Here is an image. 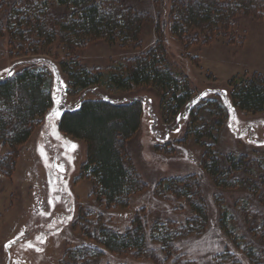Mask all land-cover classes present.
I'll return each mask as SVG.
<instances>
[{"label": "rangeland", "instance_id": "obj_1", "mask_svg": "<svg viewBox=\"0 0 264 264\" xmlns=\"http://www.w3.org/2000/svg\"><path fill=\"white\" fill-rule=\"evenodd\" d=\"M171 1L130 0L134 9L146 17L138 46L121 47L118 43L94 40L76 51L86 71L102 74L101 82L88 91L68 86V71L63 65L67 61L66 54L58 40L49 46L38 47L32 53L31 49L18 52L15 44L9 43L7 35L0 36V79L23 68L34 67L42 73L43 87L52 98L49 113L34 129L29 140L19 147L11 176L5 177L0 172V264H67L68 256L76 255L81 245L94 246L86 236L95 231L93 224L98 220L109 228L122 231L135 218L145 225L160 223L162 219L180 221L188 214L186 204L161 194L158 187L131 197L126 209L105 210L96 201L93 185L82 169L85 161L83 144L57 133L55 125L48 119L54 108H74L81 98L94 97L141 101L144 108L142 122L127 145L131 161L140 168L149 188L161 179L182 176L187 172L202 176V197L208 211L209 226L200 236L177 241L173 259L166 261L164 255L162 257L158 253V264H171L176 257L186 264H227L221 263L220 259L225 252L235 259L246 257L243 249L236 247L234 236L253 242L247 234L241 208L249 198L253 210L262 215L256 197L238 190L211 186L200 170L204 151L202 144H196L191 137L179 144L183 134L176 132L179 128L175 126V121L183 117L187 110L191 111L195 127L211 121L212 115L220 114L222 117L221 113L225 115V112L219 98L210 94L217 91L227 98L231 91L228 83L232 77L253 73L264 75V12L258 19L238 17L225 38H214L205 45L201 41L189 44L193 33L186 41H178L169 32ZM16 8L23 9L19 5ZM159 36L171 69L186 76L194 90V97H200L199 100L194 98L186 110H181L174 117L169 114L173 107L169 91L156 86L121 90L107 84L113 68L120 61L146 53L154 47ZM205 94L210 97H205ZM201 97L205 98L202 100ZM56 100L60 104H56ZM230 123L213 133V140H203V146L213 145L214 150L223 156L243 154L250 160L264 159V111L251 115L235 109ZM71 145L76 147L72 149ZM159 147H164V150ZM170 148L174 153L166 156L165 149ZM7 151V147L0 144V159ZM223 208L235 218V223L225 231L220 228ZM13 240L15 243L5 250L4 245ZM41 240L43 243H40ZM29 244L42 251L29 248ZM150 247L157 249L155 245ZM263 261L264 255L259 264H264ZM96 264L154 263L136 261L126 253L102 254Z\"/></svg>", "mask_w": 264, "mask_h": 264}, {"label": "trees", "instance_id": "obj_2", "mask_svg": "<svg viewBox=\"0 0 264 264\" xmlns=\"http://www.w3.org/2000/svg\"><path fill=\"white\" fill-rule=\"evenodd\" d=\"M17 5L23 9L16 8ZM263 12L264 0H172L168 27L178 41H186L193 33L189 44L201 41L205 45L214 38L227 37L238 17L258 19ZM145 20L144 14L136 11L130 0H0V36L7 35L9 43L15 44L18 52L31 49L32 53L38 47L49 46L58 40L66 54L67 61L63 65L68 71V86L79 91H88L101 82L102 74L86 71L76 51L94 40L118 43L121 47L138 46ZM42 76L34 67H26L0 79V144L8 149L0 159V172L5 177L11 176L15 168L19 147L29 140L52 107L51 93L44 89ZM107 84L121 90L156 86L169 91L170 103H173L169 114L173 117L186 110L194 98L200 99L198 95L194 97L188 78L171 69L161 36L146 53L120 61L113 68ZM228 86L231 91L227 98L217 91L210 94L219 98L225 115H212L211 121L195 127L191 111L187 110L175 121L179 128L176 132L183 134L179 144L188 137L196 144H202L200 170L211 186L256 197L262 215L253 210L249 198L241 208L247 234L253 242L234 236L236 247L243 249L246 257L235 259L225 252L220 259L221 263L227 264H249L250 260L252 264H259L264 255V159L250 160L243 154L223 156L213 145L204 147L202 141L213 140V133L231 124L235 109L251 115L264 111V75L234 76ZM205 97H201L202 100ZM143 109L137 99L81 98L74 108H60L59 117L50 121L57 133L83 144L85 161L82 169L93 185L96 201L105 210L126 209L131 197L158 187L161 194L186 204L188 214L180 221L162 219L160 223H145L146 226L135 218L122 231L109 228L98 220L93 224L95 231L86 236L94 246L81 245L76 255L68 256L67 264H96L102 254L126 253L136 261L158 264V253L164 255L166 261L173 259L177 241L200 236L209 226L202 197V176L187 172L184 176L161 179L149 188L140 168L131 161L127 144L140 128ZM159 148L164 150V147ZM173 153L172 148L165 149L166 156ZM234 219L223 208L220 228L225 231L235 223ZM233 231L231 228L232 234ZM171 264L186 262H180L176 257Z\"/></svg>", "mask_w": 264, "mask_h": 264}, {"label": "snow or ice", "instance_id": "obj_3", "mask_svg": "<svg viewBox=\"0 0 264 264\" xmlns=\"http://www.w3.org/2000/svg\"><path fill=\"white\" fill-rule=\"evenodd\" d=\"M55 103H56V104H60V101H59V100H56ZM59 115H60V112H59L57 109L54 108L53 111L49 114L48 119L51 120V119H53V118H58ZM179 119H180V117H178V120H179ZM229 126L231 127V125H229ZM177 131H179V129H177ZM75 147H76L75 145H71V148H72V149H74ZM42 155H43V153H42ZM60 170H61V171L63 170V169H62V166H60ZM69 219H71V218L69 217ZM21 235H22V234H21ZM14 243H15V240H13V241H9L7 244H5V245H4L5 250H7L8 248H10V247L12 246V244H14ZM40 243H43V241L41 240ZM28 247H29V248H32V249L35 250V251H42V249L35 248V246L32 245V244H29Z\"/></svg>", "mask_w": 264, "mask_h": 264}]
</instances>
